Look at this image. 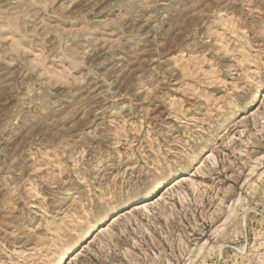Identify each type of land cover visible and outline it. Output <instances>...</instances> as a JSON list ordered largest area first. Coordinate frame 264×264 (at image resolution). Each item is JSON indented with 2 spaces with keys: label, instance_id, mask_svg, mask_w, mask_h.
I'll return each instance as SVG.
<instances>
[{
  "label": "rangeland",
  "instance_id": "374dc122",
  "mask_svg": "<svg viewBox=\"0 0 264 264\" xmlns=\"http://www.w3.org/2000/svg\"><path fill=\"white\" fill-rule=\"evenodd\" d=\"M264 0H0V264H264Z\"/></svg>",
  "mask_w": 264,
  "mask_h": 264
},
{
  "label": "snow or ice",
  "instance_id": "6c2138e0",
  "mask_svg": "<svg viewBox=\"0 0 264 264\" xmlns=\"http://www.w3.org/2000/svg\"><path fill=\"white\" fill-rule=\"evenodd\" d=\"M260 33H261V38H264V24L260 25V29H259ZM262 88H264V86H262Z\"/></svg>",
  "mask_w": 264,
  "mask_h": 264
}]
</instances>
